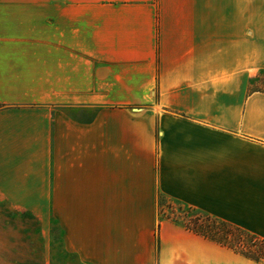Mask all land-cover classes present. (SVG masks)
<instances>
[{
	"label": "crops",
	"instance_id": "crops-1",
	"mask_svg": "<svg viewBox=\"0 0 264 264\" xmlns=\"http://www.w3.org/2000/svg\"><path fill=\"white\" fill-rule=\"evenodd\" d=\"M263 72L264 0H0V201L82 264H264L157 218L264 239Z\"/></svg>",
	"mask_w": 264,
	"mask_h": 264
},
{
	"label": "rangeland",
	"instance_id": "rangeland-1",
	"mask_svg": "<svg viewBox=\"0 0 264 264\" xmlns=\"http://www.w3.org/2000/svg\"><path fill=\"white\" fill-rule=\"evenodd\" d=\"M262 79L259 77L253 79L254 89H264V72L261 73ZM261 81V82H260ZM178 203L171 202L169 205L164 204L162 210L168 213L171 217L178 214L179 218H183V211L178 208ZM6 205L0 201V264H18L19 260H38L43 264H58V260L63 258L62 250L58 243L59 231L57 228L51 236L52 220L50 215L36 216L41 231V253L39 252V239L35 232L34 221L29 218L22 219L17 216L15 220L9 219V214L6 211ZM187 213L186 215H190ZM158 220H165L162 214L157 212ZM181 219L177 224L181 225ZM170 222L171 219H168ZM26 230V231H24ZM52 244L54 246L53 250ZM38 247V248H37ZM63 260V259H62ZM17 261V262H16ZM39 261V260H38ZM15 262V263H14ZM69 264H82L77 261L68 262Z\"/></svg>",
	"mask_w": 264,
	"mask_h": 264
},
{
	"label": "trees",
	"instance_id": "trees-1",
	"mask_svg": "<svg viewBox=\"0 0 264 264\" xmlns=\"http://www.w3.org/2000/svg\"><path fill=\"white\" fill-rule=\"evenodd\" d=\"M171 200L163 197L161 194L157 195V212L161 213L163 218L165 219H171V221L178 222L179 215L174 214L172 217L165 213L162 210V207L164 204L169 205ZM3 203V202H2ZM178 208L182 210V207L185 211H183V218L181 219V226L197 235L202 237L203 239L218 245L220 247L227 248L234 253L241 255L247 259H250L254 262H264V239L259 238L258 236L247 232L231 223H228L226 221L214 218L210 215H207L205 213H202L194 208L187 207L185 205H182L179 202ZM5 204V203H4ZM6 205V204H5ZM6 213L9 214V219L15 220L17 216L21 217L22 219L29 218L32 221H34L35 225V232L39 239V252L41 253V246H42V240H41V231H40V225L37 217L31 213H25V212H17L13 209H9L6 205ZM187 213H191L190 215H186ZM159 226V224H158ZM157 226V231H158ZM26 231V230H24ZM53 230L51 227V236H52ZM51 250H53V245ZM63 260L60 262H57L58 264H65L69 261L72 262L75 256H73L71 253L63 252ZM39 260V261H38ZM38 260H19L18 264H43L40 259ZM17 262V261H16ZM15 263V262H14ZM51 264L53 262L51 261Z\"/></svg>",
	"mask_w": 264,
	"mask_h": 264
}]
</instances>
